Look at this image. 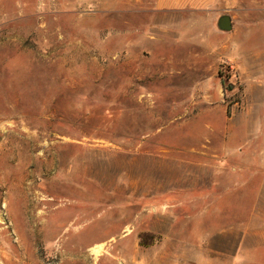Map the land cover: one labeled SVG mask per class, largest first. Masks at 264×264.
I'll list each match as a JSON object with an SVG mask.
<instances>
[{
	"label": "rangeland",
	"instance_id": "obj_1",
	"mask_svg": "<svg viewBox=\"0 0 264 264\" xmlns=\"http://www.w3.org/2000/svg\"><path fill=\"white\" fill-rule=\"evenodd\" d=\"M262 6L0 0V264H264Z\"/></svg>",
	"mask_w": 264,
	"mask_h": 264
},
{
	"label": "crops",
	"instance_id": "obj_2",
	"mask_svg": "<svg viewBox=\"0 0 264 264\" xmlns=\"http://www.w3.org/2000/svg\"><path fill=\"white\" fill-rule=\"evenodd\" d=\"M240 3H261L264 4V0H153V7L156 12L165 14L176 13H197L206 19L209 28H205L209 32H216L227 37L228 32L220 31L216 22L221 12L225 10H235ZM264 13V6L260 9ZM232 21V19H231ZM233 26V22H232ZM196 26H193V28ZM205 31L199 33L200 37L205 34ZM237 50V49H236Z\"/></svg>",
	"mask_w": 264,
	"mask_h": 264
},
{
	"label": "water",
	"instance_id": "obj_3",
	"mask_svg": "<svg viewBox=\"0 0 264 264\" xmlns=\"http://www.w3.org/2000/svg\"><path fill=\"white\" fill-rule=\"evenodd\" d=\"M216 26L220 31L228 32L232 29V21L230 16L221 15L216 22Z\"/></svg>",
	"mask_w": 264,
	"mask_h": 264
},
{
	"label": "trees",
	"instance_id": "obj_4",
	"mask_svg": "<svg viewBox=\"0 0 264 264\" xmlns=\"http://www.w3.org/2000/svg\"><path fill=\"white\" fill-rule=\"evenodd\" d=\"M233 87H234L233 84L230 83L229 86H228L227 91H228V90H231V88H233ZM238 89H239V90L242 89V88H241V85L238 86Z\"/></svg>",
	"mask_w": 264,
	"mask_h": 264
},
{
	"label": "bare ground",
	"instance_id": "obj_5",
	"mask_svg": "<svg viewBox=\"0 0 264 264\" xmlns=\"http://www.w3.org/2000/svg\"><path fill=\"white\" fill-rule=\"evenodd\" d=\"M92 251H94L96 253V252H98V249L92 248Z\"/></svg>",
	"mask_w": 264,
	"mask_h": 264
}]
</instances>
